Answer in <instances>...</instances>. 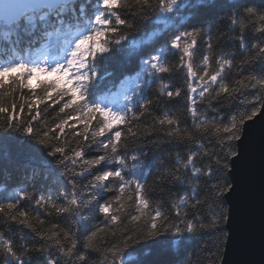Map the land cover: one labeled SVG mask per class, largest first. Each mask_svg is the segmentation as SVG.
Segmentation results:
<instances>
[{
	"label": "snow or ice",
	"instance_id": "snow-or-ice-1",
	"mask_svg": "<svg viewBox=\"0 0 264 264\" xmlns=\"http://www.w3.org/2000/svg\"><path fill=\"white\" fill-rule=\"evenodd\" d=\"M261 5H264V0H261ZM224 12L228 14L230 25H239L240 34L236 39L241 47L247 48L245 30L259 21L260 26L254 27L259 34V42L251 45L255 55L253 59L240 62L242 74L244 65L254 60L264 61V7L258 8L245 0H233L232 3H228V0H155V3L152 0H134V4L130 0H3L0 3V42L15 48L20 39L27 35L32 37L28 48L43 39L45 49L59 46L62 50L59 56L44 55L42 59L20 56L0 63V89H12L15 85L16 88H28L34 96L25 108L23 102L17 104L12 96L6 99V95L0 93V143H8L15 133L36 140L42 147L35 151L42 153L47 174L60 180L64 187L60 196L55 198L51 192L37 195L21 188L0 201V213L32 229L41 241L38 246L25 244L16 250L13 241L0 234V249L5 252L8 264H32L33 257L38 264L40 260L44 264H59L61 258L65 264H89V252L104 253L100 264H124V251L129 241L140 244L151 240L159 243L163 249L165 239L162 238H174L177 244H181L189 238L188 234L206 230L215 235L214 264H228L226 250L232 236L226 230L230 226L227 204L229 194L239 188L238 183H233V165L240 155L239 142L244 136L246 121L264 110V94L258 92L249 98L246 89L259 85L264 90V78L241 75V79L230 87L224 82L223 73L225 68L232 65V61L223 57L216 62L215 71H209L212 36L206 27L210 26V21L205 24L197 21L202 16H218ZM138 15L142 16L141 24L153 17H161L171 27L170 38L163 46H157L141 58L140 71L134 78L126 76L119 81L116 91L97 96L98 57L111 54L128 40L124 29L135 28L134 21ZM205 36L208 54L203 56V74L197 76L193 71V58L198 41ZM169 52L179 56L178 67L186 69L188 77L195 80V83L187 84V101L194 129L200 136H194L187 128L181 129L180 120L173 115L165 113L156 118L161 130L167 129L166 136L170 141L196 146V150L189 147L185 159H181L177 153L175 168L162 177L163 180L193 185L191 193L173 203L171 214L166 215L159 205L148 211L150 201L145 180L138 173L137 164L129 163L127 146L122 143L123 133L120 129L130 123L128 113L132 109L129 104L121 107L120 102L122 98L131 103L136 91L156 80L159 81L160 94L169 99L181 96L182 89H171L160 75L174 70L165 61ZM42 76L50 78L42 79ZM34 79L38 82L36 85L32 83ZM129 80H134L133 89L126 88ZM37 87H41L43 95L36 93ZM206 93L209 102L226 94V99L239 101L245 110L239 113V118L231 116L227 123H223L219 116L209 118L202 115L197 111V98L204 100ZM46 100L55 104L63 102L58 116L60 113L64 115L53 126L44 124L38 133L33 122L41 117L39 105ZM151 105L152 101L145 99L139 105V113H133L132 118L138 120L149 113ZM77 125H82V131L76 130ZM127 131L129 135H136L130 127ZM145 131L150 134L154 129L146 127ZM209 136L215 138L216 147L212 149L205 146ZM73 140L75 146H72ZM93 146L97 154L89 158L86 153L91 152ZM121 149H125L123 154ZM138 159L137 155L130 157L131 161ZM106 162L113 164L114 170L102 171ZM187 176L192 179L188 180ZM201 176L212 181L207 189L211 193L212 203L208 202L207 197L201 199L197 195L195 184L199 183ZM85 179L87 183H82ZM98 187L108 188L116 194L99 205L98 211L104 215L103 227L98 226L90 232L84 244L85 251L77 255V231L81 227L87 229L81 207L82 196H92ZM132 193L135 194L137 214L131 216V221L138 222L136 230L123 235L120 243H113L108 248L98 247V234L105 233L110 230V225L117 223L119 213L124 208L121 200L125 196L132 200ZM92 198L95 199V196ZM23 200L31 201L37 207L36 217L41 228L34 227L30 212L20 208ZM204 207L211 211L210 217L204 214ZM39 209L48 217L70 216L73 224L67 228L59 223L43 227L46 221L40 218ZM112 235L116 233L113 231ZM53 247L57 250V256L51 253ZM109 254L111 260L108 259Z\"/></svg>",
	"mask_w": 264,
	"mask_h": 264
},
{
	"label": "trees",
	"instance_id": "trees-1",
	"mask_svg": "<svg viewBox=\"0 0 264 264\" xmlns=\"http://www.w3.org/2000/svg\"><path fill=\"white\" fill-rule=\"evenodd\" d=\"M130 2L134 4V0H130ZM152 2L155 3V0H152ZM232 2L233 0H228V3ZM245 2L254 3L258 8L264 7V5H261V0H245ZM227 15V12L220 13L218 16L206 15L200 17L197 21V23L201 24L210 21V26L206 27V31H209V34L212 36L209 71L214 72L217 67L216 62L223 57L224 59L232 61V65L225 68L223 73L224 82L230 87L241 79V75H254L257 79L264 78V61L254 60L252 63L244 65L242 74L240 71V62L242 60L253 59L255 55L251 50V45L259 42V34L254 30V27L260 26L259 21H256L255 26L250 24L245 30V44L247 45V48H245L241 47L240 41L236 39L240 34L239 25H230L227 20ZM141 19L142 16L138 15L134 21L135 28L124 29L128 34V40L126 42L118 46L111 54L98 57L97 69L99 76L97 78V96L104 95L109 91H116L119 88L118 85L117 88H112L109 82L103 81V78L116 79V74L114 73L117 69L123 71V74L119 75L122 79L126 76L134 78L136 73L140 71L141 65L139 62L141 58L157 46H163L170 38L172 34L171 27L161 17H153L144 24H141ZM244 22L248 23L247 21ZM31 39L32 37L30 36H23L15 48H10L6 43L0 42V63L10 59L15 60L20 56L30 57L39 54L37 48H39V44L43 39L35 46L36 50L27 47ZM206 39L207 37L205 36L198 41L197 52L193 58V71L197 73V76L203 74V56L208 54L205 43ZM125 55L131 56L132 58L126 57L123 60L122 58ZM165 61L170 66H173L174 70L171 73L160 75L163 77L164 82L170 85L171 89L181 88V96L169 99L160 94L158 80L149 82V84L144 85L139 91L133 94L131 103L121 98L120 106L124 107L129 104L132 111L128 113L130 123L121 126L120 130L123 133L122 143L127 146L129 163L137 164V171L141 178L145 180L148 199L150 201L148 211H151V209L159 205L162 206V211L167 215L171 214L173 203L177 202L185 194L191 193L193 185L171 181L170 179L163 180L162 177L165 176L168 170L175 168L177 153H179L181 159H185L189 147H191V150H196V146L194 144H179L170 141L166 136L167 129L162 131L161 126L156 123V118L162 117L165 113L173 115L180 120L181 129L187 128L197 137L200 134L194 129L192 117L188 111L187 101V84L189 82L195 83V80L188 77L186 69L178 67L180 61L177 54L169 52L165 56ZM41 78L49 79L48 77ZM126 88L133 89L134 80H129ZM35 91L37 94L43 95L41 87H37ZM258 92L264 94V90H261L259 85L257 88L246 89V96L251 98ZM0 93H4L6 99L8 96H12L17 104L23 102L25 108L34 99L31 90L28 88H16L15 85H13L12 89H8L7 87L0 89ZM21 97L23 98L22 100ZM225 97L226 94H222L218 99L209 102L210 98L206 93L204 100L201 101L197 98V111L209 118L219 116L222 118L223 123H227L231 116L234 115L239 118V113L245 110L244 107L239 101L230 98L226 99ZM145 99L152 101L149 113H146L138 120L133 119V113H139V105ZM61 104H55L52 101L46 100L43 104L39 105L41 117L38 121L33 122L36 132H41L44 124L53 126L59 122V119L64 115L60 113L58 116ZM4 106L7 107L8 104L5 103ZM73 115H76V113H73ZM25 119H27L26 114ZM93 123L95 124L96 121H93ZM129 127L136 133L135 136L128 134L127 130ZM146 127H151L154 131L149 134L145 131ZM76 130L82 131V125H77ZM65 131H68L67 128ZM72 146H75L74 140ZM205 146L208 149L216 147L215 138L209 136ZM41 147L36 143V140L24 137L20 133L13 134L12 139L8 143H0V201H3L7 196L21 188H26L28 191L35 192L37 195H47L51 192L54 198L60 196L64 190L63 184L56 177L47 174L42 162V153L35 151ZM124 151L125 149H121L122 154ZM96 154L95 146H93V150L86 153V156L90 158ZM131 155H137L139 159L137 161H131ZM204 163L207 164L208 161L205 160ZM111 166L115 167L113 164L106 162L101 170L108 171ZM154 169L157 172H154ZM187 179L191 180L192 177L187 176ZM82 183H87V179L83 180ZM210 183L212 181L201 176L198 186L196 187L195 184V188L199 198L203 199L207 197L208 202L212 203L211 193L207 190ZM115 194L114 191H109L108 188L98 187L92 194V196H95V199L87 194L82 196L81 207L84 210L83 214L87 220V229L81 227L77 231V229L73 228L74 231H77V255L85 251L84 244L90 232L95 231L98 226L103 227L104 215L98 211L99 205L105 200L111 199ZM132 195V200H128L126 196L122 198L121 203H123L124 208L119 213L120 219L117 223L110 225V230L105 233L98 234L96 240L98 247L108 248L113 243H120L123 235H127L136 230L138 222L131 221V216L137 214L135 194L132 193ZM59 202L63 201L60 200ZM20 208L30 212V221L34 227L41 228L36 217V211L38 209L31 201H21ZM39 211L41 213L40 218L46 221L43 227H49L51 223H59L61 227L67 228L73 224L70 216L56 217L53 215V217H48L44 215L42 209H39ZM203 212L206 216H211V211L208 208L204 207ZM172 218L175 219L174 216ZM113 231L116 233L115 236L112 235ZM0 234L5 239H11L16 250H19L21 245L26 244L30 247H35L41 243L32 229H28L23 225L11 221L3 213H0ZM188 237L181 244H177L174 238H162L165 239L163 249L159 243L151 240L143 241L140 244H133L129 241L128 247L124 251V264H214L213 253H215V248L213 247V242L215 235L210 230H206L195 234H188ZM104 241H107V243H104ZM121 247H123L122 244ZM51 253L53 256H57L55 247L51 249ZM88 255L89 264H100L104 258V253L101 252H89ZM111 258L109 254L108 259L111 260ZM0 264H8V258L2 249H0ZM32 264H38L35 257H33ZM39 264H44V261L40 260ZM59 264H65V260L61 258Z\"/></svg>",
	"mask_w": 264,
	"mask_h": 264
},
{
	"label": "water",
	"instance_id": "water-1",
	"mask_svg": "<svg viewBox=\"0 0 264 264\" xmlns=\"http://www.w3.org/2000/svg\"><path fill=\"white\" fill-rule=\"evenodd\" d=\"M239 152L232 170L239 188L228 198L232 240L226 259L228 264H264V110L246 121Z\"/></svg>",
	"mask_w": 264,
	"mask_h": 264
},
{
	"label": "bare ground",
	"instance_id": "bare-ground-1",
	"mask_svg": "<svg viewBox=\"0 0 264 264\" xmlns=\"http://www.w3.org/2000/svg\"><path fill=\"white\" fill-rule=\"evenodd\" d=\"M35 46L36 45H34L32 48L33 49H35ZM130 58L131 56H127V55H125V56H123V60L125 59V58ZM132 58V57H131ZM130 60V59H129ZM115 64H117V63H115ZM114 64V65H115ZM114 74H116V79H111V78H108V77H105V78H103V81H107V82H109L110 83V86H112V88H117L118 86H119V81L122 79L121 77H119V75H122L123 74V71L121 70V69H117V71L114 73ZM130 74H132L131 72H130ZM118 85V86H117ZM109 170H114V167H110L109 168ZM158 170V169H157ZM156 170L154 169V172H155ZM157 172V171H156ZM198 186V183L196 184V187ZM228 205V204H227ZM227 230V229H226Z\"/></svg>",
	"mask_w": 264,
	"mask_h": 264
},
{
	"label": "rangeland",
	"instance_id": "rangeland-1",
	"mask_svg": "<svg viewBox=\"0 0 264 264\" xmlns=\"http://www.w3.org/2000/svg\"><path fill=\"white\" fill-rule=\"evenodd\" d=\"M32 83L34 84V83H35V81L33 80V81H32Z\"/></svg>",
	"mask_w": 264,
	"mask_h": 264
}]
</instances>
